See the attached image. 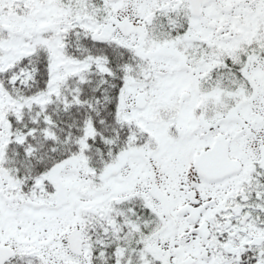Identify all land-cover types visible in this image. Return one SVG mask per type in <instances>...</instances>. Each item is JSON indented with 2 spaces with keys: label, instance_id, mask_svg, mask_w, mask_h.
Instances as JSON below:
<instances>
[{
  "label": "snow or ice",
  "instance_id": "snow-or-ice-1",
  "mask_svg": "<svg viewBox=\"0 0 264 264\" xmlns=\"http://www.w3.org/2000/svg\"><path fill=\"white\" fill-rule=\"evenodd\" d=\"M0 264H264V0H0Z\"/></svg>",
  "mask_w": 264,
  "mask_h": 264
}]
</instances>
